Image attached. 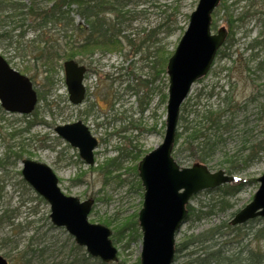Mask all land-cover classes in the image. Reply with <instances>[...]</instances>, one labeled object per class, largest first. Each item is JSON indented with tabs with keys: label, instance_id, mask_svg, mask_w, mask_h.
Instances as JSON below:
<instances>
[{
	"label": "rangeland",
	"instance_id": "374dc122",
	"mask_svg": "<svg viewBox=\"0 0 264 264\" xmlns=\"http://www.w3.org/2000/svg\"><path fill=\"white\" fill-rule=\"evenodd\" d=\"M197 3L198 0H123L122 52L96 50L91 56H77L87 67L86 95L81 104L70 103L62 70L55 75L47 95L41 77L35 75L34 83L46 98L38 103L36 117H1L0 254L10 264H20L16 256L24 248L35 249V255L44 264H68L79 254L88 256L64 227L51 223L48 202L22 177L24 158L49 165L66 195L81 201L92 200L88 220L111 230L110 238L120 253L118 261L125 259L126 264H131L139 258L141 235L129 245L125 244V236L115 242L111 237L113 223L106 225L100 218L123 221L142 206L143 187L137 184L140 179L134 165L163 139L168 76L160 71L161 65L176 48ZM220 5L221 1L212 12L213 33L220 26L229 28ZM246 9L248 0H239L233 5L234 16ZM262 10L264 0H255L251 12ZM74 18L76 24L87 25L78 13ZM235 25L233 37L227 36L209 72L194 82L184 101L189 99L192 104L200 90L217 85L215 91L222 87L224 93L208 101L201 98V103L223 104L224 94L232 95L239 103L225 115L229 127L223 130L219 147L207 163L212 171L224 169L227 155L244 158L246 149L264 138V19L257 13ZM77 38L82 39V35ZM187 117L191 119L192 115ZM33 120H37V125L28 124ZM78 120L97 139L91 165L54 130L57 125ZM112 158L117 159V164L108 169L105 162ZM175 160L181 166L192 164L180 157ZM263 172L264 151L244 171L233 174L236 177L233 183L239 179L250 181L236 194H224L218 188L195 194L190 200L195 213L182 225L176 242L185 234L230 221L237 210L250 202L259 186L256 178ZM262 225L264 218H259L247 228ZM246 236L243 244L249 241L250 247L259 245L257 248L264 251V238L253 241ZM237 246L233 243V247Z\"/></svg>",
	"mask_w": 264,
	"mask_h": 264
},
{
	"label": "water",
	"instance_id": "95a60500",
	"mask_svg": "<svg viewBox=\"0 0 264 264\" xmlns=\"http://www.w3.org/2000/svg\"><path fill=\"white\" fill-rule=\"evenodd\" d=\"M221 0H198L189 14V21L166 64L168 75L165 129L162 142L146 153L137 163V172L143 187L142 206L138 211L141 230L140 264H173L175 242L188 214L187 205L193 195L215 189L235 181L224 169L212 171L199 161L181 166L172 155L178 126L180 107L192 84L209 71L218 49L224 44L228 30L220 26L211 31V14ZM6 60L0 55V62ZM64 80L69 101L82 103L85 97L84 73L86 67L74 59L63 62ZM36 92L28 77L11 70L9 79L0 81V101L11 112L29 113L36 103ZM55 131L70 145L77 147L80 157L93 164V149L97 139L81 121L57 125ZM21 173L26 182L50 206L51 223L73 236L79 246L92 257L103 262L118 260V249L110 239L111 230L88 220L92 200L80 201L66 195L59 187V179L46 163L23 159ZM259 186L252 199L237 210L230 219L232 225L264 217V172L256 178ZM0 264H9L0 254Z\"/></svg>",
	"mask_w": 264,
	"mask_h": 264
},
{
	"label": "trees",
	"instance_id": "16d2710c",
	"mask_svg": "<svg viewBox=\"0 0 264 264\" xmlns=\"http://www.w3.org/2000/svg\"><path fill=\"white\" fill-rule=\"evenodd\" d=\"M122 1L0 0V52L6 58L9 53L8 60L31 78L34 79L35 75L40 76L41 83L46 86L47 95L54 85L55 75L62 70L63 61L68 59L80 61L77 56H91L96 50L105 53L122 52ZM238 1L221 0L219 7L226 17L229 37H233L237 21H243L257 13L264 19V10L251 12L255 0H248L249 9L237 17L234 16L233 5ZM76 13L85 20L87 24L85 27L75 23ZM79 34L82 35L80 40L77 38ZM170 55L163 60L161 72H165ZM216 88L217 85H212L208 90L202 89L192 104H189L188 99L181 105L172 152L174 158L180 157L185 162L199 161L207 164L217 151L222 132L228 126L225 115L239 103L232 95L227 94L222 96L223 104L213 106L201 103V98L208 101L224 93L222 87L215 91ZM165 97L166 94L163 98ZM189 114L192 115L191 119L187 117ZM246 150L247 155L244 158L236 154L227 155L224 166L226 173L236 174L244 171L254 157L264 151V138L251 144ZM105 163H108L109 169L110 166L117 164V159L112 158ZM134 169L136 170V164ZM120 180L119 182H124L123 179ZM138 181L137 184L140 186ZM246 182L250 181L239 179L235 183L219 187L218 190H222L224 194L234 195ZM187 208L186 220L195 213V208L191 204H188ZM137 214L138 212H134L123 221L110 217H102L100 220L106 225L113 223L111 237L115 242H119L125 236V244L129 245L141 235ZM257 219L259 218L236 225L223 221L183 235L175 244L173 264H264V251L257 248L259 245L250 247L249 241L242 243L245 235L253 241L264 238V225L252 227L250 230L247 228L249 223ZM233 243L238 246L233 247ZM40 253L39 251L38 256ZM117 255L119 260L120 253ZM16 258L20 264H44L43 259L37 258L33 248L20 250ZM118 260L106 263L98 258L79 254L68 264H126L125 259ZM131 264H139V258Z\"/></svg>",
	"mask_w": 264,
	"mask_h": 264
},
{
	"label": "flooded vegetation",
	"instance_id": "af4514ba",
	"mask_svg": "<svg viewBox=\"0 0 264 264\" xmlns=\"http://www.w3.org/2000/svg\"><path fill=\"white\" fill-rule=\"evenodd\" d=\"M5 58V57H4ZM6 60V63L4 62H0V81L1 80H4V79H9V77L11 76V70H15V71H18L21 75H24L26 77H28V79L30 80L31 84H32V88L35 90L36 92V103L34 105V109L29 112V114H24V113H19V112H11V111H7L1 104V101H0V119L3 115H17V116H25L27 118L31 117V116H37V110H38V103L41 101V99H44L43 98V94H44V91L42 89H38V87L35 85V80H33V78L30 77L29 74L27 73H24L23 71H21L19 68H17L14 64H12L7 58H5ZM86 71H87V67H86ZM85 76V74H84ZM45 100V99H44ZM28 124L29 125H37V120H33L32 121H28Z\"/></svg>",
	"mask_w": 264,
	"mask_h": 264
}]
</instances>
